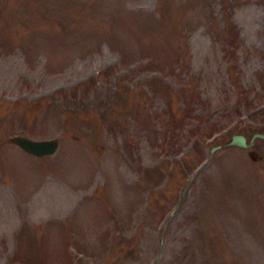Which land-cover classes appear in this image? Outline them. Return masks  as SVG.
Here are the masks:
<instances>
[{"label": "rangeland", "instance_id": "obj_1", "mask_svg": "<svg viewBox=\"0 0 264 264\" xmlns=\"http://www.w3.org/2000/svg\"><path fill=\"white\" fill-rule=\"evenodd\" d=\"M255 131L264 0H0V264H264Z\"/></svg>", "mask_w": 264, "mask_h": 264}, {"label": "water", "instance_id": "obj_2", "mask_svg": "<svg viewBox=\"0 0 264 264\" xmlns=\"http://www.w3.org/2000/svg\"><path fill=\"white\" fill-rule=\"evenodd\" d=\"M256 137L264 138V131H255L249 140L247 139V136L244 133H241V132L234 133L232 134L230 140H228L224 144H237V145L249 147L253 144L254 139ZM14 141L27 152L38 155V156L55 152L59 145V140L57 138L35 139V138H31L26 135H16L14 136ZM221 145L222 144L213 145L210 149L211 151L210 154H212V152ZM248 152L251 158L253 159L258 158V154L255 149H250ZM202 166L203 164L198 166L197 170H199ZM186 189L187 187L184 188V191ZM183 195H184V192H183ZM180 203L181 202H179L176 207H178ZM176 207L170 211V214L166 219V223L170 220V218L175 213ZM154 260L152 261L151 264H154Z\"/></svg>", "mask_w": 264, "mask_h": 264}, {"label": "flooded vegetation", "instance_id": "obj_3", "mask_svg": "<svg viewBox=\"0 0 264 264\" xmlns=\"http://www.w3.org/2000/svg\"><path fill=\"white\" fill-rule=\"evenodd\" d=\"M249 140V139H248Z\"/></svg>", "mask_w": 264, "mask_h": 264}]
</instances>
